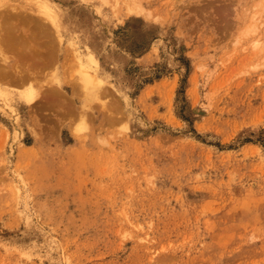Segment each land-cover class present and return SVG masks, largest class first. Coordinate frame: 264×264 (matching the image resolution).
I'll use <instances>...</instances> for the list:
<instances>
[{"label": "rangeland", "instance_id": "rangeland-1", "mask_svg": "<svg viewBox=\"0 0 264 264\" xmlns=\"http://www.w3.org/2000/svg\"><path fill=\"white\" fill-rule=\"evenodd\" d=\"M12 21L0 264H264V0H0Z\"/></svg>", "mask_w": 264, "mask_h": 264}, {"label": "bare ground", "instance_id": "bare-ground-1", "mask_svg": "<svg viewBox=\"0 0 264 264\" xmlns=\"http://www.w3.org/2000/svg\"><path fill=\"white\" fill-rule=\"evenodd\" d=\"M44 6V5H43ZM45 9H49V7H48V5H45ZM51 11V10H50ZM14 13V12H17V10H14V9H11V13ZM55 14V13H54ZM10 15H13V14H10ZM20 15V13L19 14H17V13H15V15H13V16H15V17H18ZM29 15V14H28ZM148 16V15H147ZM22 17V16H21ZM40 19V18H39ZM38 20V19H37ZM39 21V20H38ZM46 21V20H45ZM42 22H44L43 20H42ZM41 22V23H42ZM47 22V21H46ZM46 22H44V23H46ZM12 23V25H10L9 26V24H8V31H6V32H3V33H5V34H3V35H0V41H2L3 39H7V40H13L14 39V37L16 36V34H15V32L14 31H12V30H15V29H17V28H19L18 26H17V24L16 23H13V21L11 22ZM45 24H43L42 26H44ZM41 26V25H40ZM41 26V27H42ZM40 27V28H41ZM45 27V26H44ZM43 27V28H44ZM21 28V27H20ZM48 29V31H49V28H47ZM23 30V29H22ZM21 30V31H22ZM41 30H42V28L40 29V33H41ZM25 31H27V30H25ZM45 31H46V28H45ZM45 31H43L42 30V32H44L43 34H45ZM48 31L46 32V33H48ZM54 32V36L56 35L55 34V30H53ZM51 33V32H50ZM27 34V33H26ZM24 35V37H25V39L23 40V39H20V40H18L19 41V43H20V45H21V47H23V46H25L26 44H28V42L26 41L27 40V37H29L30 39H29V41H31V39L34 41V39L35 38H37L38 36L37 35ZM36 34V33H35ZM42 34V33H41ZM52 34V33H51ZM19 35V34H18ZM23 36V35H22ZM56 36H58V35H56ZM49 37V36H48ZM18 38V37H17ZM16 38V39H17ZM31 44H33L32 42H30ZM16 44H18V43H16ZM20 45L18 44V45H15V47L16 48H18V47H20ZM29 46H31L30 44H28ZM10 47H12V45L10 46ZM3 49H4V47H3V45H1L0 46V54L1 55H3ZM9 49H11L12 50V48H9ZM5 50V49H4ZM33 51H34V49H33ZM5 56V58H7L6 57V55H4ZM36 62V61H35ZM18 63L20 64V59H18ZM94 63L96 64L97 63V61L95 60L94 61ZM27 65V64H26ZM23 66H25V64L23 65ZM28 67V66H27ZM0 68H1V66H0ZM6 67H2V69L3 70H0L1 72H0V74H5V76L6 77H10V79H13V78H11V74H14L15 76H20L21 75V73H23V71L20 69V66H10L9 67V69H5ZM26 68V67H25ZM21 79V78H20ZM19 79V80H20ZM14 80V79H13ZM24 91V90H23ZM27 91V90H26ZM25 91V93L23 92V94H24V97L26 98V101L28 102V103H30V104H32L34 101H35V94H33L34 92H32V91H27L26 92Z\"/></svg>", "mask_w": 264, "mask_h": 264}]
</instances>
